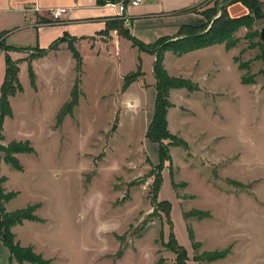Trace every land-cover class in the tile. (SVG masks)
<instances>
[{
	"label": "rangeland",
	"instance_id": "obj_1",
	"mask_svg": "<svg viewBox=\"0 0 264 264\" xmlns=\"http://www.w3.org/2000/svg\"><path fill=\"white\" fill-rule=\"evenodd\" d=\"M225 1L203 0L200 7L217 14ZM255 17L234 32L232 47L222 42L182 54L164 51L168 72L197 87L169 90L167 128L186 143L168 144L161 158L158 143L145 134L156 91L152 52L139 59L144 88L133 82L128 93L119 69H130V47L121 50L119 67L87 56L80 69L75 59L74 71L64 58L63 75L43 71L53 75L54 89L41 86L32 108L20 104L25 120L15 133L36 153L23 151L18 169L0 150V178H7L0 185L16 193L5 211L37 205L33 213L42 219L12 226L15 241L49 264H174L175 252L165 243L172 229L188 264H264V17ZM19 49L30 63L46 54ZM8 50L0 44V52ZM20 59L11 57V70ZM43 61L39 72L50 67ZM76 81L83 91L78 104L56 125L59 105ZM20 98H31L28 88ZM164 198L172 205L169 216ZM207 252L220 255L208 259ZM7 253L0 241V264H9Z\"/></svg>",
	"mask_w": 264,
	"mask_h": 264
},
{
	"label": "crops",
	"instance_id": "obj_2",
	"mask_svg": "<svg viewBox=\"0 0 264 264\" xmlns=\"http://www.w3.org/2000/svg\"><path fill=\"white\" fill-rule=\"evenodd\" d=\"M202 1L146 0L138 6H127L126 15L123 16L119 14L120 8L117 6L110 5L108 2L100 4L97 0H0V40H3L4 45L23 48H44L48 47L56 39L63 38V41L58 44L57 48L49 49L46 54L32 58L31 63L35 73L34 83H31L29 77L28 61L25 59L26 54H22L23 52L20 49L9 48L8 54L11 57H21L18 63V78L23 85V89L9 96L11 113L6 115L3 121V142L22 140L20 135H16L15 133L18 130L19 123L25 120V117H23L26 114L23 111L25 106L32 108V101L34 102L33 96L36 97L35 100L37 102V93L39 94L41 86L45 87L44 92L54 89L51 88L55 83L53 75H49L43 71L55 70L58 74L63 75L68 71V63L67 61L64 63V58L65 60L69 59L70 71H74L76 61L69 48V40L74 39L72 43L81 56V66L85 64L87 56H100L114 61L119 67L122 65V58L125 59L122 57L121 50L126 48L127 50H124V52H127L130 51L128 49L130 47L131 55L129 54L130 58L127 61L131 62V64L128 65V68H130L128 71L135 70L140 63L139 59L143 51H150L140 49L137 45H134L133 41L120 34L117 28L109 29L108 22L117 17L125 18V25L129 27L130 33L135 38L145 43H154L161 36H173L182 25L203 24L206 17L202 12L203 9L200 7ZM54 8H65V12L62 13L61 20L59 21H52L50 18L49 11ZM227 10L230 16L248 12V8L240 1L228 4ZM44 58H46L50 67L42 68L40 69L42 72H39L38 68L42 67L41 63L44 62ZM25 65L27 75L22 70ZM5 68V55L3 52H0V86L5 76ZM81 70L83 69L81 68ZM21 71L22 76H20ZM82 73H84V70ZM119 73H121L124 79V75L128 72H124L120 68ZM143 78L144 69L142 74L129 83L137 82L140 85V89H142L144 88ZM154 81L155 79L150 81L153 87H155ZM74 84L75 82L72 83L70 91ZM130 84L126 89H123L122 86L121 90L128 93ZM26 88L31 92V98H26L24 103H20V100L23 98L16 100V97L21 95ZM70 91L69 96L62 101L59 107L70 97ZM81 92L83 91L80 90V95H82ZM20 104L25 106L21 107ZM76 104H78V101ZM6 134H8V137H6ZM22 152L15 153L17 159H19ZM28 152L36 153L34 148ZM21 169H23L22 165ZM6 180L7 178L5 177L3 182Z\"/></svg>",
	"mask_w": 264,
	"mask_h": 264
},
{
	"label": "trees",
	"instance_id": "obj_3",
	"mask_svg": "<svg viewBox=\"0 0 264 264\" xmlns=\"http://www.w3.org/2000/svg\"><path fill=\"white\" fill-rule=\"evenodd\" d=\"M97 1L100 4H105L107 2L117 0ZM235 1H240L243 5H245L248 8V12L240 15L230 16L228 14L227 7L228 4H231ZM218 5H220V8L217 14H213L211 9L202 10L204 16L206 17V20L205 22H203V24L182 25L178 29L176 34H173V36H161L154 43H145L144 41L135 38L130 33L129 27L125 25V18L117 17L108 22L109 29L117 28L119 33L126 38H130L133 41L134 45H137L140 49H146L154 53L155 55L152 65L156 89L154 97L155 101L152 111L153 114L146 126L147 129L145 134L150 140L158 143L159 158H161L162 155L164 156L168 152V144H176L179 141L186 143L185 140L175 136V134L167 128V109L173 104L168 97L169 90L174 87H186L188 89H194L197 87V83L192 81V79H188L179 75L173 76L168 72L163 63L164 51L166 49H170L178 54H182L184 52H188V50L190 49L210 46L222 42L226 47H232L237 39L234 35V32L236 30H238L241 26H247L248 24H251L255 20V16L264 17V11L262 10L264 7V0H226L224 3ZM73 40L74 39L69 40L68 45L80 69V65L82 63L81 56L77 49L74 47L72 43ZM62 41L63 38L56 39L48 47L41 48L38 51L37 55L43 54L49 49L57 48L58 44ZM169 42H171V44ZM0 44L2 47L10 49L23 48L4 45L2 39L0 40ZM260 47L264 56V42L262 40L260 43ZM4 55L6 68L5 76L0 86V141L3 140L2 128L4 118L6 115L11 113L9 96L15 91L22 89L17 75L19 69L17 64L14 65L13 69L11 70L9 67L12 62L11 57L7 52H5ZM28 73L31 83H34L35 74L30 61L28 62ZM142 73L143 70L142 67H140V63L137 65V69L128 71V73L124 75L123 89H126L130 84L129 82L137 78ZM243 80H246V75L243 76ZM79 95L80 89L78 86V82L76 81L70 91V97L62 104L58 111L55 122L56 125L60 124L65 114L71 113L74 105L78 101ZM166 138H168V140L164 141ZM0 150H3L4 159L6 162L11 164L15 168L21 169V164L15 156V153L19 151H32L33 147L29 144V141L27 139L22 141L11 140L7 142V144H2L0 142ZM161 162H159V164L157 165L161 166ZM162 177V173H160L158 176H155L154 180L152 181V189L154 191L159 190L158 188L161 185ZM4 180L5 177L0 178V182H3ZM15 195L16 193L13 191L5 192L3 187L0 185V241L8 250V263L11 264V262L15 260L18 263L30 262L33 264H49V261L43 259L39 254L35 253L32 250L31 246H21L17 241H15V236L11 230L12 226L20 224L23 220H42L33 213L37 205H28L24 208L16 209L12 212L5 211L4 203L13 198ZM163 200L166 205H164L162 209H164L167 216H169L172 205L168 198H164ZM158 203H160V201H155L153 203L155 212L161 209ZM162 232L163 231H161V234ZM169 234V238L165 243L170 249L175 252L174 264H188L187 249H185V246L182 243L177 242L176 236L175 234H173L172 229H170ZM206 255V258L210 259L219 257L220 254L218 255V253L213 254L207 252Z\"/></svg>",
	"mask_w": 264,
	"mask_h": 264
},
{
	"label": "built area",
	"instance_id": "obj_4",
	"mask_svg": "<svg viewBox=\"0 0 264 264\" xmlns=\"http://www.w3.org/2000/svg\"><path fill=\"white\" fill-rule=\"evenodd\" d=\"M146 0H117V1H111L108 2L110 5L117 6L120 8V15L125 16L126 15V9L127 6H138L142 2H145ZM65 12V8H54L49 11L50 18L52 21H59L61 20L62 13Z\"/></svg>",
	"mask_w": 264,
	"mask_h": 264
},
{
	"label": "water",
	"instance_id": "obj_5",
	"mask_svg": "<svg viewBox=\"0 0 264 264\" xmlns=\"http://www.w3.org/2000/svg\"><path fill=\"white\" fill-rule=\"evenodd\" d=\"M260 34H261V40L264 42V27H262Z\"/></svg>",
	"mask_w": 264,
	"mask_h": 264
}]
</instances>
